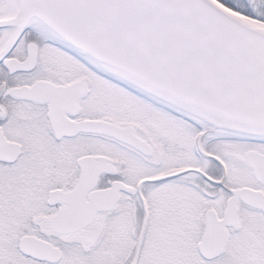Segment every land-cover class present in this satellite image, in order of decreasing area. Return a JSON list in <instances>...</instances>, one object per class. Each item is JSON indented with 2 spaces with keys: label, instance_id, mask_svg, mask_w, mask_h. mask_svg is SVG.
<instances>
[{
  "label": "snow or ice",
  "instance_id": "obj_1",
  "mask_svg": "<svg viewBox=\"0 0 264 264\" xmlns=\"http://www.w3.org/2000/svg\"><path fill=\"white\" fill-rule=\"evenodd\" d=\"M0 264H264V0H0Z\"/></svg>",
  "mask_w": 264,
  "mask_h": 264
}]
</instances>
